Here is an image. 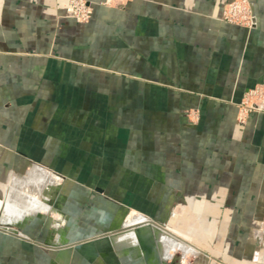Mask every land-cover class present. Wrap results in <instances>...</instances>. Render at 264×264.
I'll return each mask as SVG.
<instances>
[{
	"label": "crops",
	"instance_id": "crops-1",
	"mask_svg": "<svg viewBox=\"0 0 264 264\" xmlns=\"http://www.w3.org/2000/svg\"><path fill=\"white\" fill-rule=\"evenodd\" d=\"M89 1L81 23L0 0V264H120L110 234L67 249L119 208L185 226L205 264L259 261L264 112H237L264 84V0L249 29L231 0Z\"/></svg>",
	"mask_w": 264,
	"mask_h": 264
},
{
	"label": "rangeland",
	"instance_id": "rangeland-1",
	"mask_svg": "<svg viewBox=\"0 0 264 264\" xmlns=\"http://www.w3.org/2000/svg\"><path fill=\"white\" fill-rule=\"evenodd\" d=\"M68 1L69 0H67L66 5ZM128 1L130 0H102L100 3L108 7H122ZM254 4L255 3L252 0H231L224 5L220 18L222 21H225L227 23L243 26L249 29L251 28L252 22L254 19V12H255ZM71 5H72L73 14L77 15L78 17L76 16L69 17L67 16L66 12L64 13L65 17L75 20L77 22H81V23L89 21L92 15V11H93V6H92L91 1L76 0L74 2H71ZM87 11H89L90 13L86 17L85 14L87 13ZM225 12L227 14H225ZM229 19H232L233 21H230ZM260 85L261 84H258L254 86L253 88L248 89L247 92L244 93L241 101H244V103L247 102L246 104L244 103L240 104L241 101L238 103V112H237L238 122L244 123L250 112H256L254 110H245L244 106L247 104L250 105L253 102L256 103L262 100L259 94L248 95L250 90H253L254 88H258ZM259 112H263V111H259ZM55 184L60 187L58 182H55ZM56 201H58L57 196H56ZM111 213L112 211L110 212V210H107V212L104 211L103 218L112 217V219H110L112 221H109V222L107 221L106 223L97 227L96 229L91 228V227H89V229L87 228V231H85L87 233L82 235V238H80L81 241H78L75 243H69L70 246L67 247V249H79L80 246H78V244L79 245L81 244V246H83L84 242L86 243L93 242L101 235H104L108 238V235L114 232L120 235L122 239L123 238L127 239V236H128L127 233L133 236L134 234L133 232L135 228L137 226H140V223H139L140 220H138V222L137 220L136 222L133 220L130 221L129 217L130 215L137 216V213H139L141 214L140 217H142L141 220H146V219L149 220L151 222L150 224L157 226L163 234L168 236V238H172V237L179 238L182 242L186 243L187 245L196 248L199 251V255L202 256L201 250L199 249V247H197L195 243H193L190 239H188L189 235L186 232H184L185 226H182L180 224H175L174 222L169 224L164 221H159L157 219H153L145 215L144 213L134 211V210H126V209L119 208L118 211L115 210V212H113L114 214L112 213V216H111ZM70 228L72 229L73 227L71 226ZM187 228L189 227L187 226ZM81 232H84V231H80V233ZM252 236H253L252 239L254 241V244L256 245L259 251L258 255L260 256L259 261L256 260L253 262V264H261L260 260L262 258H263L262 263H264V216L262 220L256 226L252 227ZM130 246L131 247L127 246L124 252L125 254L123 255H120V252H118V250H115L111 246H108L107 248H103V249L111 250L113 248L115 251H117L118 254L121 256L119 259L120 264H143L144 262H143V259L140 258V255L132 254L131 248L133 249L134 247L132 244H130ZM169 251L172 252V255L168 258V261L166 264H196L198 263L196 255H194L192 252H186L185 254H183L181 248L179 247L172 248V249H170L169 247ZM180 255H182V257L178 258V256Z\"/></svg>",
	"mask_w": 264,
	"mask_h": 264
},
{
	"label": "bare ground",
	"instance_id": "bare-ground-1",
	"mask_svg": "<svg viewBox=\"0 0 264 264\" xmlns=\"http://www.w3.org/2000/svg\"><path fill=\"white\" fill-rule=\"evenodd\" d=\"M45 180L47 182H51L52 178L48 179L47 177L45 178ZM27 185L25 184L24 186ZM25 197V195L19 196L18 202H23L25 200ZM140 216L141 214L137 213V216L130 215L129 217L130 221L133 220L136 222L137 220L138 222V220H140V226H137L133 232L135 235L133 234L132 236L131 234L127 233V239H122V237H120V235L116 234L115 232L109 235L113 239V241H117L119 243L118 248L122 252H125L127 246L131 247L130 244H132L134 247L133 249L131 248L132 254L140 255V258L143 259V262L145 264H166L168 261L166 258H169L172 255V252L169 251V247L170 249L179 247L181 248L183 254H185L186 252H192L194 255H196L198 262L196 264H205V260H203V258L199 255V251L196 248L187 245L177 237L168 238V236L163 234L157 226L150 224L151 222L147 219L141 220L142 217ZM90 248L91 247L87 248L88 252L90 251ZM182 255L178 256V258L182 257Z\"/></svg>",
	"mask_w": 264,
	"mask_h": 264
},
{
	"label": "built area",
	"instance_id": "built-area-1",
	"mask_svg": "<svg viewBox=\"0 0 264 264\" xmlns=\"http://www.w3.org/2000/svg\"><path fill=\"white\" fill-rule=\"evenodd\" d=\"M74 1H76V0H69L68 3H67V5H66V8H65V12H66L67 16H69V17H75V16L78 17L77 15L73 14V11H72L71 2H74ZM89 13L90 12L87 11V13L85 14V16L87 17V15ZM225 14H227V13L225 12ZM229 20L230 21H233L232 19H229ZM254 94L255 95L259 94L262 100H260V101H258L256 103L253 102L250 105L247 104V105L244 106V109L245 110H254L256 112L257 111L258 112L259 111H263L264 112V84H261L258 88H254L253 90H250L248 95H254ZM243 103H244V101H241L240 104H243ZM246 103H244V104H246Z\"/></svg>",
	"mask_w": 264,
	"mask_h": 264
}]
</instances>
